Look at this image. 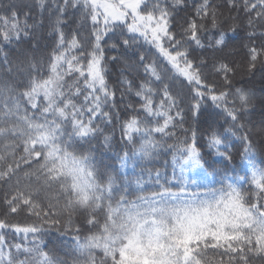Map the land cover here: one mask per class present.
Wrapping results in <instances>:
<instances>
[{
    "label": "snow or ice",
    "instance_id": "1",
    "mask_svg": "<svg viewBox=\"0 0 264 264\" xmlns=\"http://www.w3.org/2000/svg\"><path fill=\"white\" fill-rule=\"evenodd\" d=\"M52 2L46 17L48 0H38L35 19L32 5L0 0V43L22 46L15 62L0 48V187L6 189L0 264L264 261V168L255 162L257 154L264 157V31H256L264 28V0H226L228 16L211 0ZM245 20L241 64L205 58L209 50L234 48ZM76 24L66 38L64 29ZM45 40L52 48L46 78L32 74ZM108 63L119 69L116 87L108 82ZM241 71L247 80H236ZM121 113V140L131 158L152 161L165 147L178 153L170 178L149 170L147 181L143 173L128 179V151L120 157L119 181L98 167L93 142L103 137L100 148L113 144L100 125H112ZM201 122L219 157L214 163L225 169L234 159L229 141L241 142L250 169L242 179L232 182L224 171L215 186L192 127ZM184 124L190 143L156 139ZM20 212L35 222L7 218ZM6 231L32 247L8 245ZM51 232L54 244L67 249L63 257L55 247L45 250L43 237Z\"/></svg>",
    "mask_w": 264,
    "mask_h": 264
},
{
    "label": "trees",
    "instance_id": "2",
    "mask_svg": "<svg viewBox=\"0 0 264 264\" xmlns=\"http://www.w3.org/2000/svg\"><path fill=\"white\" fill-rule=\"evenodd\" d=\"M8 0H3V3H7ZM17 2H23L32 5L31 8V16L35 19L40 18V8L38 6V0H17ZM61 2V0H57V3ZM198 3L199 0H196ZM211 3L218 7V10L224 14V16H228L230 13L228 12V9L224 7L226 0H211ZM0 7H2V4H0ZM55 10V5L53 4L52 0H48V10L44 13V15L47 17L51 15ZM25 11H28V9H25ZM71 11V10H70ZM231 15H236L235 13H231ZM78 19V17H75ZM24 17L23 15L20 16V20L23 21ZM31 23V21H29ZM238 25H241V21H237ZM246 20L243 21L241 27H240V33H241V40L238 41L234 48H230L228 50H225L224 53H214L212 50H209L204 53L205 58L211 60L214 56L215 57H223L228 62H235L236 64H241L243 62V48L241 47L242 44H246L247 40L244 39L247 35L246 30ZM79 25H72L71 28H65V35L66 38L71 37L72 31H74ZM257 32L264 31V28H257ZM47 34V33H45ZM80 36H87L88 33L86 31H81L78 33ZM49 40H45L44 44L42 45V50L40 53H38V58L40 59V64L37 65V69L33 71V76H43L47 77L49 75V69H48V62H49V54L52 51V48L47 47L49 44ZM22 47L20 45H13V46H6L3 43H0V48H3V51L5 53H8L9 59L13 62L17 60L18 55V49ZM2 55V53H0ZM106 55H111V53H106ZM107 78L108 82L111 86L116 87V79L118 75L119 69L114 66L112 63L107 64ZM142 71V70H141ZM23 77L17 76L16 79L20 80ZM3 79L5 81H10V77L7 75L3 76ZM69 82H71V77H66ZM131 79V77H129ZM247 76H245L242 71L238 72L236 76L237 81L247 80ZM240 86V85H237ZM255 87L259 88V76L256 78ZM120 92L117 93V98L119 99ZM129 99H134V101H138L139 98H132L129 97ZM158 103V99H157ZM122 107V105H121ZM135 107L139 109L140 104L135 103ZM125 119L124 113L120 114V118L118 121H113L112 125H104L101 124L100 126L104 129L105 135H110L113 137V144L111 149L107 148H100L99 146L103 143V137H100L98 141H94V145L99 148V151L96 153V163L98 167L103 169L104 171L110 173L113 176H116L118 181L121 178V160L120 157L123 155L125 151L129 152L130 159L128 160L127 167L123 169L124 172L128 173V179L134 180V175H140L143 173V178L145 181L148 180V171L150 170L154 176L156 171H159L160 173L167 175L169 178L172 174V167H173V157L178 155L173 149L165 147L162 149L158 156H156L155 159L152 161H144L141 162L138 159L131 158V149L125 148L123 141L121 140V127H120V121ZM220 124L224 123L223 118H220L219 121ZM192 127L196 130V144L197 147L200 149L201 153L203 154L206 163L204 164V167L207 168L210 179H213L216 181L215 186L220 187L219 181L222 178V173L224 171H227V174L232 177V182H236L237 180H240L244 177V173L246 171L250 172V169L246 166L247 162L241 159V155L243 152L241 142L233 138L231 141H229V147L230 151L234 156V159L232 163L228 166L227 169H225L224 165L221 163H214V161L219 160V157H217L213 150H211L208 147V140H209V130L207 124L201 122L199 124H194ZM227 127V125H225ZM189 128L188 124H184L182 126L178 125L176 128H171L170 131L173 132V135L171 137H161L159 134L156 135L157 140H161L162 143L166 145H173V144H182L186 139L190 143L191 140V132L186 131V129ZM217 131H222V129L219 128L217 125L216 128ZM240 135L239 132H237V137ZM255 139H259V137H255ZM256 165L258 168H264V157L257 154L256 156ZM209 165H212L209 167ZM179 169H177V172ZM135 186V185H133ZM244 189L247 190L250 188V185L245 184L243 185ZM6 189L0 187V214H3V212L6 209V205L3 202V195L5 193ZM9 220H12L14 223H20V224H28L35 222V218L31 217L29 214L20 212L19 214H10L7 217ZM55 233H47L43 237V243L47 245V248L45 250L51 249L53 247L57 250V255L64 256L65 251L67 250L66 247H61L59 244H54V238ZM88 235L87 232H82L81 236ZM4 239L7 242L8 245H15V244H23L26 247H32V244L28 239H22L21 234L16 233L14 234L11 231H6L4 235ZM68 239V238H65ZM227 259V258H225ZM252 264H264V261H261L259 258H254L252 260Z\"/></svg>",
    "mask_w": 264,
    "mask_h": 264
}]
</instances>
